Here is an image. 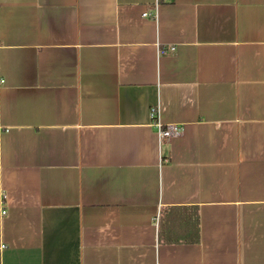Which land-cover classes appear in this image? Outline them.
<instances>
[{"label": "crops", "instance_id": "crops-1", "mask_svg": "<svg viewBox=\"0 0 264 264\" xmlns=\"http://www.w3.org/2000/svg\"><path fill=\"white\" fill-rule=\"evenodd\" d=\"M0 264H264V0H0Z\"/></svg>", "mask_w": 264, "mask_h": 264}, {"label": "built area", "instance_id": "built-area-1", "mask_svg": "<svg viewBox=\"0 0 264 264\" xmlns=\"http://www.w3.org/2000/svg\"><path fill=\"white\" fill-rule=\"evenodd\" d=\"M142 16L148 17L150 16V14L147 12H144L142 13ZM174 50H175L174 46L169 47V51H174ZM149 116H150L151 123L156 128V131L160 138L176 137L182 133V125L180 124H169L166 126L161 125L159 118H158V107L157 106H153L150 108ZM5 213L6 211L2 209L1 215H4Z\"/></svg>", "mask_w": 264, "mask_h": 264}, {"label": "trees", "instance_id": "trees-1", "mask_svg": "<svg viewBox=\"0 0 264 264\" xmlns=\"http://www.w3.org/2000/svg\"><path fill=\"white\" fill-rule=\"evenodd\" d=\"M159 224H160V227L163 226V217H162V215H160V217H159Z\"/></svg>", "mask_w": 264, "mask_h": 264}]
</instances>
